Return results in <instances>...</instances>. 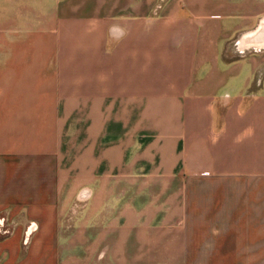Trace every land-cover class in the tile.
Here are the masks:
<instances>
[{
    "label": "crops",
    "instance_id": "1",
    "mask_svg": "<svg viewBox=\"0 0 264 264\" xmlns=\"http://www.w3.org/2000/svg\"><path fill=\"white\" fill-rule=\"evenodd\" d=\"M0 264H264V0H0Z\"/></svg>",
    "mask_w": 264,
    "mask_h": 264
}]
</instances>
